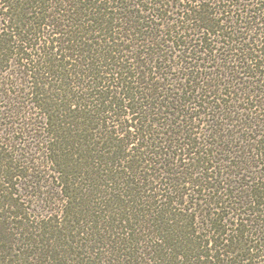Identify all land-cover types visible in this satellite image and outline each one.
<instances>
[{
	"label": "trees",
	"instance_id": "trees-1",
	"mask_svg": "<svg viewBox=\"0 0 264 264\" xmlns=\"http://www.w3.org/2000/svg\"><path fill=\"white\" fill-rule=\"evenodd\" d=\"M0 264H264V0H0Z\"/></svg>",
	"mask_w": 264,
	"mask_h": 264
}]
</instances>
